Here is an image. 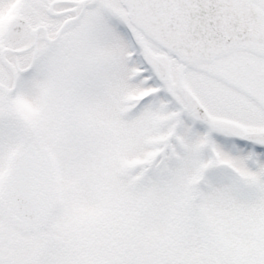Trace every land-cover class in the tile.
Wrapping results in <instances>:
<instances>
[{
	"label": "snow or ice",
	"instance_id": "1",
	"mask_svg": "<svg viewBox=\"0 0 264 264\" xmlns=\"http://www.w3.org/2000/svg\"><path fill=\"white\" fill-rule=\"evenodd\" d=\"M0 264H264V0H0Z\"/></svg>",
	"mask_w": 264,
	"mask_h": 264
}]
</instances>
